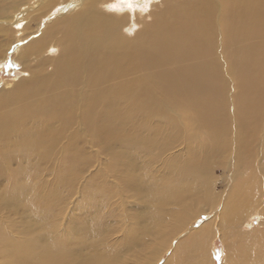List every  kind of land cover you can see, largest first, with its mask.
<instances>
[{"label":"bare ground","instance_id":"6f19581e","mask_svg":"<svg viewBox=\"0 0 264 264\" xmlns=\"http://www.w3.org/2000/svg\"><path fill=\"white\" fill-rule=\"evenodd\" d=\"M157 1L0 0V264H264V6Z\"/></svg>","mask_w":264,"mask_h":264},{"label":"rangeland","instance_id":"374dc122","mask_svg":"<svg viewBox=\"0 0 264 264\" xmlns=\"http://www.w3.org/2000/svg\"><path fill=\"white\" fill-rule=\"evenodd\" d=\"M118 2H122V0H116ZM156 2L155 3V8H154V12H156V10H159L160 7H162L159 3L161 1H157L155 0ZM164 0H162L163 2ZM257 0H254V2H256ZM263 6H264V0H261V3ZM138 6H142L143 4L142 3H138L137 4ZM150 8H153L152 6H150ZM149 8V6L146 7V5L144 6V9L147 11L151 10ZM31 17V16H30ZM51 17L49 18H45L43 21H42V24L41 26H37L35 24H33L34 26L32 28V30L34 29H41L45 23H48L50 21ZM14 36H17L14 35ZM8 49V46H4V47H0V49ZM17 66H16V63L13 61L11 55L7 56L6 59L3 61L2 65L0 66V87L3 85L4 82H9L10 85L13 83V80L18 78V71H17ZM230 93H232L230 91ZM232 112V111H231ZM88 154L89 156H91V151L89 150L88 151ZM259 157H261V153H258V158L256 161L259 160ZM229 154L225 155V154H222L220 153V156L217 157V159H219L221 162H224V163H229ZM92 159L94 161H96V163H99L102 159L99 158V157H92ZM100 168V167H99ZM98 168V169H99ZM98 169H96V167L94 166L93 168L90 169V172L92 171H97ZM217 169V172L214 173V178L216 179V187H215V190L213 191L214 194H218V195H221L223 198L226 196V193L229 191V189L232 187V185H234L235 183V180L234 182L232 183V185L230 186L231 182H230V173L231 171L230 170H227V169H224L223 171L221 170L220 172H218L219 168H216ZM89 175V174H88ZM236 175L239 176V180H241V176L239 174H234L233 173V176L236 177ZM99 179L100 178H97V179H91L89 178V180H94V181H97L99 182ZM237 183V182H236ZM235 183V184H236ZM96 185H101V183H95ZM207 184H208V187L211 189L212 188V181L211 180H208L207 181ZM82 195L83 194H75L74 198H80L82 199ZM260 198L262 199L263 203H264V196H260ZM220 208V207H219ZM218 208V209H219ZM24 210H23V207H22V204H20L19 201H14L13 204H11L9 207H6L5 209L1 210L0 211V228L3 230L4 228H6V225L8 224V222L10 220H13V222H17L19 219H23L24 215ZM258 219H259V216L256 217V218H253L251 219L253 223H258ZM218 221V218H214L212 215H210L209 217H201L200 219H198L197 221H195L194 223V227L195 228H199L201 226H203L204 224L206 223H209V227L212 228V230L214 231V233H216L218 230H217V226H216V222ZM250 227V226H249ZM248 226H246V231H249L250 228ZM252 229V228H251ZM13 234H16V232H14ZM187 236V235H186ZM228 236H222L220 234H217L211 241V248H210V258L213 257V255L215 257H213V259H215V264H221V261L224 257V254H223V250H224V240L227 238ZM185 238V235L181 236L179 238V241H182L183 239ZM174 243H176V241L174 240ZM163 257V260L165 261L169 255H167V253L163 254L162 255ZM157 264H162V262H159Z\"/></svg>","mask_w":264,"mask_h":264},{"label":"snow or ice","instance_id":"6c2138e0","mask_svg":"<svg viewBox=\"0 0 264 264\" xmlns=\"http://www.w3.org/2000/svg\"><path fill=\"white\" fill-rule=\"evenodd\" d=\"M109 7L115 10L116 5H109ZM129 7H131V4L130 3H129Z\"/></svg>","mask_w":264,"mask_h":264}]
</instances>
